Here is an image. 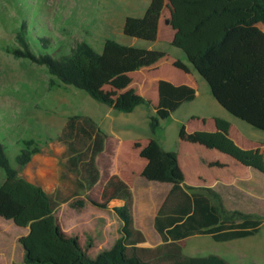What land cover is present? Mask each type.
<instances>
[{"label":"rangeland","instance_id":"rangeland-1","mask_svg":"<svg viewBox=\"0 0 264 264\" xmlns=\"http://www.w3.org/2000/svg\"><path fill=\"white\" fill-rule=\"evenodd\" d=\"M147 1L0 0V136L9 147L11 164L17 168L14 157L25 141H33L40 151L20 174L60 201L56 216L62 230L77 236L82 245L89 241V256L109 249L122 235L123 224L113 209L123 206H129L134 228L145 237L141 246L161 244L153 218L167 188L141 179L145 162L139 152L150 138L148 122L157 101L156 82L177 79L176 83L193 87L196 98L162 122L157 140L165 151L177 155L179 179L214 191H218L217 184L233 185L242 194L221 193L223 213L229 217L238 212L262 221L259 233L247 240L220 244L208 236H195L182 241L183 254H217L231 264H264V132L219 106L187 60L173 62L181 53L168 42L172 36L168 7L156 44L123 35L124 19L144 13ZM23 22L34 25L38 33L49 34L65 49L85 41L99 52V64L82 61L94 92L116 107L131 109V113L98 103L85 92L60 84L44 66L8 54L4 47L15 44V33ZM231 50L233 77L243 83L261 78L264 26L250 44L237 40ZM77 114L90 116L109 135L107 150L97 159L100 180L91 189L77 174L68 172L66 146L58 141L67 118ZM230 128L228 137L225 132ZM113 175L130 189L129 200L102 199ZM3 181L0 170V185ZM27 233V229L0 220V255L12 250V264H24L18 241Z\"/></svg>","mask_w":264,"mask_h":264},{"label":"trees","instance_id":"trees-1","mask_svg":"<svg viewBox=\"0 0 264 264\" xmlns=\"http://www.w3.org/2000/svg\"><path fill=\"white\" fill-rule=\"evenodd\" d=\"M167 7L173 31L170 46L179 50L206 82L219 106L232 117L264 132V74L245 83L233 77L231 50L234 41L248 45L260 34V26H264V0H150L142 17L124 19L123 35L155 43ZM4 49L17 59L44 66L60 84L81 90L98 103L118 112L132 111L116 107L94 92L82 61L99 64L102 55L85 41H76L65 49L49 34L38 33L34 25L29 27L23 22L15 33V44ZM157 96L154 114L148 122L150 138L139 152L146 161L141 179L168 189L153 218L154 230L162 241L155 247L141 246L145 237L134 228L129 206H123L113 209L123 224L122 235L109 249L89 256V241L82 245L77 236L62 230L56 216L60 201L20 174L40 150L33 141H25L24 148L14 157L17 164L14 168L7 153L9 147L0 136V170L4 173L0 219L28 230L18 241L24 250V264H230L214 254L185 256L179 243L195 236H209L216 243H226L259 233L261 220L238 212L228 217L220 207L221 193L231 191L241 195L237 188L217 184L218 191H214L184 184L175 173L177 155L165 151L157 140L162 122L183 104L192 102L196 98L195 89L159 80ZM108 139V133L90 116L81 114L69 116L58 137L66 146L68 172L77 174L88 189L100 180L97 159ZM129 198L128 186L113 175L104 187L102 199L110 202Z\"/></svg>","mask_w":264,"mask_h":264},{"label":"crops","instance_id":"crops-1","mask_svg":"<svg viewBox=\"0 0 264 264\" xmlns=\"http://www.w3.org/2000/svg\"><path fill=\"white\" fill-rule=\"evenodd\" d=\"M149 2H150V0H148L147 2H146V5L143 7V9H144V12H145V9L147 8V6H148V4H149ZM165 10V9H164ZM164 12V11H163ZM143 12L141 11V13L140 14H138V15H135V16H133V17H142L143 16V14H142ZM162 18H163V13H162V17H161V19H160V23H161V20H162ZM160 23H159V28H160ZM158 34H159V31H158ZM172 36H173V31H172ZM172 36H171V38H169L168 39V42H169V45H170V41H171V39H172ZM158 42V38H157V41L155 42V43H153V44H156ZM181 53V52H180ZM177 56V59H174L173 60V62L175 61V60H181V59H185L184 58V56H183V54L181 53V54H178V55H176ZM186 60V59H185ZM159 81V80H158ZM158 81L156 82V84H158ZM166 81H169V82H171L172 84H174V85H177V86H179V85H186V84H180V82H178V83H176L175 81H179V80H177V79H167ZM174 82V83H173ZM176 83V84H175ZM181 83H183V82H181ZM206 83V82H205ZM187 86H189V85H187ZM208 86V85H207ZM191 87V86H190ZM193 88V87H192ZM209 88V87H208ZM210 90V89H209ZM157 99H158V96H157ZM195 100V99H194ZM193 100V101H194ZM156 104H157V101H156ZM236 129H238V128H236ZM231 131V128H230V130L228 131V132H225L226 133V135H228V137H230L231 135L229 134V132ZM148 141V140H147ZM147 141H146V143H147ZM145 143V144H146ZM144 144V145H145ZM106 150H107V145L105 146V148H104V152L103 153H105L106 152ZM167 152H169V151H167ZM99 159V158H98ZM143 160V159H142ZM144 161V160H143ZM145 162V165H146V161H144ZM178 165H179V161H178ZM178 168V167H177ZM177 170V169H176ZM176 173V176L178 177V175H177V172H175ZM28 178V177H27ZM179 178V177H178ZM33 182V181H32ZM41 186V185H40ZM43 189H45L43 186H41ZM46 190V189H45ZM168 190V189H167ZM1 220V219H0ZM1 221H3V220H1ZM5 222V221H4ZM9 223V222H8ZM12 224V223H11ZM15 226V225H14ZM16 227V226H15ZM16 228H18V227H16ZM18 229H21V228H18ZM209 237V236H208ZM255 237V236H254ZM251 238H253V237H251ZM247 239H250V238H247ZM247 239H243V240H247ZM236 241H239V240H236ZM232 242V241H231ZM216 243V242H215ZM226 243H228V242H226ZM221 244V243H220ZM20 245V244H19ZM0 248H3V246H0ZM19 251H20V253L22 254V257H23V259H24V250H23V248L21 247V249H19ZM210 255V254H209ZM215 255V254H214ZM217 255V254H216ZM202 256H204V255H202ZM219 256V255H218ZM19 257H20V254H19ZM188 257H191V256H188ZM195 257H197V256H195ZM225 259V258H224ZM15 260V257L13 256V251L12 250H8V251H5L4 252V254L1 256L0 255V263L1 262H6V264H12V261H14ZM228 262V261H227ZM230 263V262H229ZM231 264V263H230Z\"/></svg>","mask_w":264,"mask_h":264},{"label":"water","instance_id":"water-1","mask_svg":"<svg viewBox=\"0 0 264 264\" xmlns=\"http://www.w3.org/2000/svg\"><path fill=\"white\" fill-rule=\"evenodd\" d=\"M167 23H168V21H167Z\"/></svg>","mask_w":264,"mask_h":264}]
</instances>
